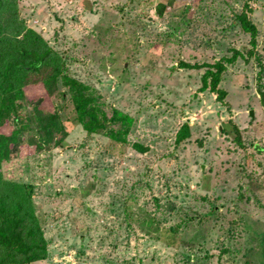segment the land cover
Segmentation results:
<instances>
[{
    "label": "rangeland",
    "instance_id": "obj_1",
    "mask_svg": "<svg viewBox=\"0 0 264 264\" xmlns=\"http://www.w3.org/2000/svg\"><path fill=\"white\" fill-rule=\"evenodd\" d=\"M245 2L258 27L253 55L237 20ZM18 3L67 73L132 118L116 143L82 128L60 80L52 94L42 83L15 93L31 118L47 122L56 109L68 130L62 147L37 151V133H15L11 118L0 126L9 141L20 138L1 173L32 184L47 243L43 259L25 264H264V0ZM234 50L218 100L201 75ZM183 122L190 135L177 143Z\"/></svg>",
    "mask_w": 264,
    "mask_h": 264
},
{
    "label": "trees",
    "instance_id": "obj_2",
    "mask_svg": "<svg viewBox=\"0 0 264 264\" xmlns=\"http://www.w3.org/2000/svg\"><path fill=\"white\" fill-rule=\"evenodd\" d=\"M164 3L157 4L158 13H162ZM248 2L237 15L240 27L249 34V55H253L257 46L258 27L248 16ZM238 50L232 55L212 64H205L201 75L202 89L209 88L218 100H223L226 90L219 86L221 75L226 68L225 62H233ZM225 61V62H224ZM187 67H199L198 64L182 63ZM60 80L75 112L76 121L88 133H102L111 141L123 143L130 129L132 118L116 107L101 100L99 93L88 87L83 81L70 76L63 55L53 48L40 32L26 25L20 16L18 0H0V126L11 118L15 133L33 131L39 135L37 151L53 146L62 147L68 133L60 123L56 109L45 112L47 122L38 117L32 118L22 110L20 99L15 93L27 86L42 83L47 93H53ZM260 100L264 104V89L259 87ZM222 129L233 135L237 144H242L239 128L231 120L222 123ZM190 135L187 122H183L176 131L175 141H183ZM0 135V264H25L43 259L46 253V239L40 218L35 212L33 187L30 182L6 178L1 173V163L8 159L16 143ZM134 146L144 151L147 148L136 143ZM176 230L167 229L164 239L168 243L176 239ZM264 255V245H263Z\"/></svg>",
    "mask_w": 264,
    "mask_h": 264
},
{
    "label": "water",
    "instance_id": "obj_3",
    "mask_svg": "<svg viewBox=\"0 0 264 264\" xmlns=\"http://www.w3.org/2000/svg\"><path fill=\"white\" fill-rule=\"evenodd\" d=\"M249 114H250V116L253 118V115H254L253 110H250V111H249Z\"/></svg>",
    "mask_w": 264,
    "mask_h": 264
}]
</instances>
